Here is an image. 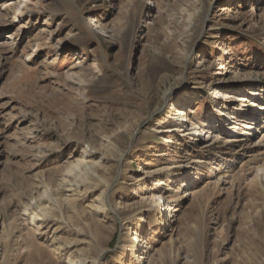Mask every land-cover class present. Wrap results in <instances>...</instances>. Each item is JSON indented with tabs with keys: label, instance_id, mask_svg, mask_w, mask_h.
<instances>
[{
	"label": "rangeland",
	"instance_id": "1",
	"mask_svg": "<svg viewBox=\"0 0 264 264\" xmlns=\"http://www.w3.org/2000/svg\"><path fill=\"white\" fill-rule=\"evenodd\" d=\"M160 78L183 83L136 135L119 180L81 203L100 207L93 200L103 196L118 216H86L79 224L86 236L63 230L58 239L73 244V260L95 245L108 251L98 264H264V173L253 170L264 167V142H250L258 132L237 142L250 120L235 127L242 106L264 129V98L252 96L264 89V0H0V213L23 215L27 193L63 177L89 149L80 140L85 129L113 135L123 151L135 135L130 112L143 111L146 82ZM180 108L219 139L205 135L200 144L191 132L159 133ZM113 156L99 171L108 182ZM233 159L230 172L219 166ZM168 182L184 193L157 227L151 198ZM52 230H42L41 242ZM143 237L137 260L127 250ZM19 244L11 249L21 254L17 264H27Z\"/></svg>",
	"mask_w": 264,
	"mask_h": 264
},
{
	"label": "bare ground",
	"instance_id": "2",
	"mask_svg": "<svg viewBox=\"0 0 264 264\" xmlns=\"http://www.w3.org/2000/svg\"><path fill=\"white\" fill-rule=\"evenodd\" d=\"M211 8L212 3L209 8L204 10V22L210 19ZM162 79L163 78L159 79L158 84L148 85L146 82L144 88L147 94L144 101L145 108L140 114H133L132 111L130 112L131 118L136 121L132 126V128H135V135L134 133L129 135L127 147L123 151L120 150L119 143L116 140H112L113 135L105 137L102 134H93L91 130L85 129L80 140L82 144H86L89 149L83 150L78 158L70 163L63 177L57 178L51 183L39 184L36 186L35 192L27 193L25 196V203L22 204L23 215L12 216L7 211L0 213V243H3V250L0 251V264L18 263L21 254H17V251L11 249L18 243H20L19 246L25 250L27 264H52L54 260L63 261L64 264H84L87 260H91L92 264H98L101 257L105 256L108 251H104L100 249L99 246L95 245V249L94 251H90V255H88V253L83 255L80 254L81 257L78 260H73L71 258L73 244L60 242L58 234L63 230H67V232L77 237L86 236L85 230L83 231V228L79 226L80 223L84 222L83 220L86 216H93L94 213L100 216L104 215L105 217L110 216L112 218L118 216L115 210L106 208L103 196L100 200H93V203L98 202L97 205H102L100 207L92 204L82 206L81 203L100 187L104 188L103 193H106L112 185L119 180V177L124 173V168L122 166L123 157L125 154H128V149H131V147L133 148L136 135H138L149 123L153 115L160 114L161 109L168 100V96L174 91L176 86L183 83V81L177 83L179 79H165V81H168V84H166ZM249 80L250 78L246 76L243 82H249ZM157 89L160 90L159 93L162 89H165L162 91L161 97H159L160 95L158 96L159 99L156 96ZM213 94V98L216 99L217 96L215 95H217V92L215 91ZM252 96L257 97V99H263L264 89L261 88L257 90ZM136 97L137 101L141 100L140 95L137 93ZM186 101L188 102L189 99ZM230 102H232V100L229 101V103ZM149 105L154 106V110H152ZM227 110L230 109L228 108ZM235 110L238 115V117L236 116L238 122L235 126L236 130L239 129L240 126H243L244 130V120L251 121V123H245L246 129L241 135L243 139L237 142L244 143V141H247V138L244 140V136H254V134L258 132V134H260L259 139L258 135H256L257 137L248 141L253 144L254 140H257L258 143H263L264 129L261 131H259L260 129L256 130V127H260L262 124V121L258 123V120L255 119L256 111L242 106H237ZM220 112L221 111L218 113ZM221 120L223 119L219 116L215 121L220 122ZM206 126L207 124L203 122L197 124L190 123L186 116V112H184V109L180 108L173 118L167 119V121L159 126L158 131L162 134L173 133L175 130H179L178 133L191 132L193 141H199L200 144L206 141L207 138H205V135H209L210 137V135L212 136V134H214L213 138L218 140L219 133L210 132L212 128L203 134V132L208 129ZM130 128L128 132H130ZM153 129L155 128L153 127ZM235 143L236 142H234V144ZM115 152H120V156L116 157ZM110 155H114L113 157H115L116 171L108 182L101 177L99 171L103 168V163L108 160L107 158H110ZM233 161L234 159L228 162L221 161L219 166L224 167L225 170H227L226 172H230V165H232ZM257 167L253 169L256 173H264V167ZM163 172H166V170H163ZM154 173H156V171L149 174H151L150 176L152 177ZM183 175L182 171L178 173V177H182ZM223 177L225 178V174ZM257 177L260 178L259 175H257ZM227 178H229V176H227ZM180 183L181 186L184 185L183 181ZM172 184L173 183L169 182L167 185L163 183L159 184L166 188L164 193L158 198L155 196L151 198L152 204H155L153 211L156 214L153 223L157 227H162L167 223L168 214H166V206L170 209V205L181 200L182 194L184 193L182 187H175ZM164 194L169 195L164 196ZM51 225L53 229L52 236L45 239L46 242H41V240L45 238V234L42 235L41 233L47 230ZM84 226L88 228V222L84 223ZM94 231L96 233V243L101 244L103 241L101 228L95 226ZM144 240V237L140 240L137 239L136 242H134L136 245L131 246L129 250H127V252L131 253L137 260H139V257L136 254L142 250V246H140L139 243H147V241L145 242ZM10 242L13 243V245H11ZM46 253H48L47 256ZM65 254H67V259L63 260L62 256Z\"/></svg>",
	"mask_w": 264,
	"mask_h": 264
}]
</instances>
